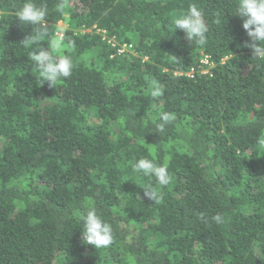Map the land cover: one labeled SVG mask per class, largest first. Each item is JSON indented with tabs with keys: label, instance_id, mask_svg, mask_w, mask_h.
<instances>
[{
	"label": "trees",
	"instance_id": "trees-1",
	"mask_svg": "<svg viewBox=\"0 0 264 264\" xmlns=\"http://www.w3.org/2000/svg\"><path fill=\"white\" fill-rule=\"evenodd\" d=\"M23 2L0 0V264H264V60L244 46L237 0H35L47 35L30 45ZM191 4L203 45L175 30ZM98 30L135 55L114 56ZM51 40L76 66L40 85L31 53ZM162 112L176 120L157 132ZM142 157L167 165V186L134 171ZM88 198L112 225L107 248L83 242Z\"/></svg>",
	"mask_w": 264,
	"mask_h": 264
},
{
	"label": "clouds",
	"instance_id": "clouds-1",
	"mask_svg": "<svg viewBox=\"0 0 264 264\" xmlns=\"http://www.w3.org/2000/svg\"><path fill=\"white\" fill-rule=\"evenodd\" d=\"M47 15L46 5H37L35 0H24L22 7L16 13L17 20L22 25L38 26L36 36L30 35L26 38L24 40L26 44L30 45L34 40L47 35ZM234 15L242 19V28L250 38V42L246 41L244 46L251 49L253 58L264 60V0H237ZM173 23L175 30L182 31L191 44L203 45L206 42L207 24L202 10L196 4H191L186 12L175 17ZM59 47V40H51L49 48H40L31 53V59L37 67V82L40 85L47 82L49 86H55L58 80L68 78L72 74L76 66L72 55L55 56L52 54ZM74 47V43L69 44L70 50H74ZM149 93L153 98L162 95V86L157 80H151ZM157 119L159 122L155 125L156 130L163 132L168 125L176 120V114L162 112ZM132 167L134 171L144 177L149 179L154 177L161 187L167 186L171 181L166 164L142 157ZM144 190L145 196L154 203H158L162 199L159 189L149 185ZM74 216L78 222L82 223V238L85 244L92 245L95 249H101L107 248L113 243L112 225L98 212L91 198L85 200L81 208L74 212ZM202 218L203 214H201ZM212 219L217 224L225 222V218L220 214L215 215Z\"/></svg>",
	"mask_w": 264,
	"mask_h": 264
},
{
	"label": "built area",
	"instance_id": "built-area-1",
	"mask_svg": "<svg viewBox=\"0 0 264 264\" xmlns=\"http://www.w3.org/2000/svg\"><path fill=\"white\" fill-rule=\"evenodd\" d=\"M95 34H98L103 41H106L102 37L106 34L105 31L99 32V30H98V31H95ZM107 44L110 45V47L114 49V53H113L114 56L115 55L120 56V55H123L125 53H127L128 55L134 56V52H133L132 47L130 45L123 44V45H120L119 47H115L114 43H112L110 41ZM200 64L202 65V68L200 69L199 72L202 74H209L210 75V69L213 67V62L209 59V56L204 55L200 60ZM194 74H195L194 69H189L186 73H179V72L174 73V75H176V76H184V77H188V78H192L194 76Z\"/></svg>",
	"mask_w": 264,
	"mask_h": 264
},
{
	"label": "rangeland",
	"instance_id": "rangeland-1",
	"mask_svg": "<svg viewBox=\"0 0 264 264\" xmlns=\"http://www.w3.org/2000/svg\"><path fill=\"white\" fill-rule=\"evenodd\" d=\"M65 18H67V16H65ZM56 28L57 29H56V32H55V36L57 38H61L63 36L64 30L66 28V21L65 20L64 21H59ZM99 32H101V31L99 30ZM102 37L106 40L107 43L109 41L114 43L115 47H119L120 45L126 44V45H130L132 47V50H133V46H132L131 43H123V44H121L116 39H114L113 37H110L107 33L104 36H102ZM133 52H134V50H133Z\"/></svg>",
	"mask_w": 264,
	"mask_h": 264
}]
</instances>
